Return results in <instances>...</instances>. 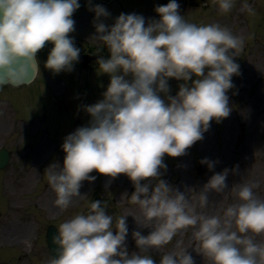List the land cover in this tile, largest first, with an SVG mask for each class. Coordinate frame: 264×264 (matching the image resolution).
Listing matches in <instances>:
<instances>
[{"label": "clouds", "instance_id": "obj_1", "mask_svg": "<svg viewBox=\"0 0 264 264\" xmlns=\"http://www.w3.org/2000/svg\"><path fill=\"white\" fill-rule=\"evenodd\" d=\"M214 2L227 13L234 0ZM88 3L95 13L91 39L100 43L98 51L106 46L110 53L96 63L110 82L102 99L84 106L88 124L64 138L63 166L53 163L44 174L62 210L74 197H84L82 182L95 181L93 171L112 179L126 175L135 188L128 199L139 208V217H133L150 232H132L139 251L129 254L128 215L114 217L107 204L90 201L87 211L59 224L51 237L55 256L46 264H155L149 251H160L188 228L194 250L209 264H264V241L256 240L264 234V199L254 192L256 184H233L237 202L222 215L197 211V204L209 205L210 193L226 192L227 177L230 171L238 174V165L214 173L199 191H180L161 178L165 155H187L211 121L229 117L227 93L234 87L232 77L240 75L234 57L243 37L219 24L189 22L177 0L155 7L159 19L121 13L111 25L104 22L111 14L103 5ZM80 7L79 0H0V87L26 83L30 64L39 68L37 53L46 42L53 47L44 67L54 75L71 72L81 50L69 34ZM242 10L253 12L247 2ZM170 78L182 81L175 96L169 94ZM200 163L212 171L218 161ZM187 249L164 252L160 264H195Z\"/></svg>", "mask_w": 264, "mask_h": 264}, {"label": "rangeland", "instance_id": "obj_2", "mask_svg": "<svg viewBox=\"0 0 264 264\" xmlns=\"http://www.w3.org/2000/svg\"><path fill=\"white\" fill-rule=\"evenodd\" d=\"M207 1L210 6L204 12L187 10L186 20L197 25L219 24L244 39L242 49L236 53L240 75L232 77L234 87L227 93L232 111L219 123L211 121L204 139L189 148L187 155H165L167 170L161 178L180 191L185 187L199 191L214 173L238 165V174L230 171L227 177L225 193H210L205 208L197 204L198 212L222 215L228 205L237 202L230 192L235 183L256 184L254 192L264 199V0H234L227 13L219 10L218 2ZM245 2L252 13L242 10ZM46 50L44 64L51 48ZM79 70L54 75L43 67L38 83L12 90L18 94L15 108L11 93L7 94L10 98L5 93L7 88L0 90V146L7 147L12 155L10 163L0 170V264H46L50 257L45 243L47 226L53 223L58 227L87 211L90 201L107 204L106 212L114 217L128 215L127 224L139 212L128 199L135 188L126 175L112 179L95 171L90 173L97 177L95 181L82 182L83 198L76 197L67 209L48 208L56 195L46 191L45 170L53 163L63 166L64 138L88 124L90 116L84 106L102 99L110 82V77L99 70ZM168 83L169 94L175 96L182 81L170 78ZM204 158L218 161L212 171L200 163ZM9 231L19 233L16 238L22 241L11 245L4 237ZM192 233V228L179 231L171 243L160 251L150 250L149 255L160 264L164 252L188 248L195 264H209L194 250ZM256 240L264 241V234ZM126 244L129 254L139 251L136 245Z\"/></svg>", "mask_w": 264, "mask_h": 264}, {"label": "flooded vegetation", "instance_id": "obj_3", "mask_svg": "<svg viewBox=\"0 0 264 264\" xmlns=\"http://www.w3.org/2000/svg\"><path fill=\"white\" fill-rule=\"evenodd\" d=\"M111 2L117 3V6L115 8H111L110 7ZM168 2L169 0H105V3L107 5L106 9L111 14L107 19H115L121 13H125V14L136 13L144 16L145 19H159L160 18L159 15L154 10L155 7L159 5H166ZM177 2L180 4V13L185 17V19H187L186 10L188 8L191 7L196 8V7H200L201 5V3H196V2L194 3L192 2V0H177ZM201 6L205 7V5H201ZM133 8L134 10H132ZM73 19H75V29L84 33L86 30V24L90 22V17L77 16L74 17ZM98 47H96L95 50L93 49L89 50L91 51V53L94 54L96 59L101 55L110 54L106 46L100 48L99 51L97 50ZM78 48H80V50L82 49L81 46H79Z\"/></svg>", "mask_w": 264, "mask_h": 264}, {"label": "bare ground", "instance_id": "obj_4", "mask_svg": "<svg viewBox=\"0 0 264 264\" xmlns=\"http://www.w3.org/2000/svg\"><path fill=\"white\" fill-rule=\"evenodd\" d=\"M46 191L47 192H51L52 191V189L50 188V186H49V184L47 185V188H46ZM76 197H74L73 198V200L75 199ZM55 201V200H54ZM54 201H51V203L49 204V209L50 210H54V208H56V205L54 204ZM133 216H136V217H139V212H137V214H133ZM132 216V217H133ZM139 222V221H138ZM128 229H129V231H128V236H127V238H126V243H131L132 245H136V244H134L132 241H134L133 240V238H132V232L133 231H141V233L143 234V235H147L149 232H150V229L149 228H143V227H141V226H139L138 224H137V222H136V220L134 219V217H133V219H132V222L131 223H128ZM13 231H15V229L13 230ZM22 232V231H21ZM19 233H12L11 231H9V232H5V235H4V237L10 242V243H19V242H21L20 241V239H21V237L20 238H16V236L18 235ZM135 242V241H134Z\"/></svg>", "mask_w": 264, "mask_h": 264}, {"label": "water", "instance_id": "obj_5", "mask_svg": "<svg viewBox=\"0 0 264 264\" xmlns=\"http://www.w3.org/2000/svg\"><path fill=\"white\" fill-rule=\"evenodd\" d=\"M35 73H36V65H35L34 62H32L30 64V66H29L28 77H27V79L25 81H30L34 77ZM8 160H9V154H8V152L6 150H4V149H1L0 150V167H3L4 165H6V163L8 162ZM54 233H57V230L53 226H51L49 228V232H48V245L50 247V251H51V253H52L53 256H55V253H54L53 249L56 246L51 244V237H52V235Z\"/></svg>", "mask_w": 264, "mask_h": 264}]
</instances>
